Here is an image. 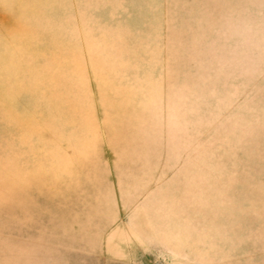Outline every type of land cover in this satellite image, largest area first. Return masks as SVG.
Here are the masks:
<instances>
[{
  "label": "rangeland",
  "instance_id": "1",
  "mask_svg": "<svg viewBox=\"0 0 264 264\" xmlns=\"http://www.w3.org/2000/svg\"><path fill=\"white\" fill-rule=\"evenodd\" d=\"M0 264H264V0H0Z\"/></svg>",
  "mask_w": 264,
  "mask_h": 264
}]
</instances>
